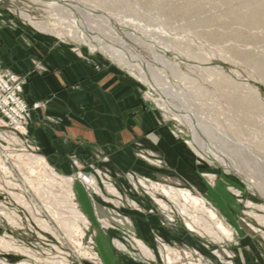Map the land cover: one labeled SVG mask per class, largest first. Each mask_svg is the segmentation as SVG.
<instances>
[{"label":"rangeland","instance_id":"rangeland-1","mask_svg":"<svg viewBox=\"0 0 264 264\" xmlns=\"http://www.w3.org/2000/svg\"><path fill=\"white\" fill-rule=\"evenodd\" d=\"M26 17L41 23L45 31ZM263 20L264 0H0V50L6 56L0 58V159L8 169L6 173L0 167V237L32 252L27 256L0 248V264H264V221L259 219L264 211L252 207H264V72L259 71L264 68ZM69 30L73 37L67 35ZM5 32H15L16 38L20 37L16 33L29 32L51 45L70 48L77 58L95 57L127 77L159 116V125L194 151L196 174L208 184L207 192L178 180L161 155L139 143L133 157L149 171L139 167L113 171L108 167L111 152L99 147L68 154L62 160L65 167L51 164L29 127L36 112L42 113L44 122L54 120L46 116V99L26 100L24 88L31 73L9 69L14 47ZM108 52L121 53L123 64ZM37 71L42 68L35 63L32 73ZM229 79L256 86L260 99L248 90L233 89ZM242 96L251 97L254 105L240 103ZM175 114L200 124L197 143ZM206 147L222 155L225 163L206 153ZM20 155L40 157L47 162L48 173L71 178L77 191L71 202L83 212L84 196L77 186L81 187L90 211L85 214V235L66 236L52 216L72 219L61 204L62 185L41 177L39 166L29 173ZM85 176L99 192L86 183L82 186ZM25 177L41 186L43 198ZM160 187L185 189L206 201L209 197L214 207L217 200L221 206L216 213L231 230L230 239L217 242L186 229L179 205ZM145 194L151 200L159 198L166 208L130 203ZM15 195L25 199L28 208ZM198 213L194 212L200 218ZM10 215L17 226L8 221ZM34 218L44 220L51 231L41 229ZM180 229L195 241L179 242L175 231ZM135 239L149 248L151 256L141 253ZM167 246L177 252L175 256L167 253Z\"/></svg>","mask_w":264,"mask_h":264},{"label":"crops","instance_id":"crops-1","mask_svg":"<svg viewBox=\"0 0 264 264\" xmlns=\"http://www.w3.org/2000/svg\"><path fill=\"white\" fill-rule=\"evenodd\" d=\"M5 33L10 34L12 40L8 43L14 47L7 62L9 69L20 74L31 73L24 88L26 100L29 103L47 100L45 113L54 122H44L42 113L36 112L31 114L29 128L51 164L65 167L62 160L68 154H86L99 147L111 152L108 167L112 170L115 168L118 172L139 167L149 171L133 157L134 145L139 143L142 148L161 155L178 180L201 193L207 192L208 184L203 185L196 174L194 151L173 137L166 126L159 125V116L150 110L138 87L127 77L95 57L77 58L70 48L51 45L29 32L22 33L23 37L16 33L20 35L18 38L15 32ZM4 53L0 50L2 60L6 59ZM35 63L42 72L32 73ZM82 193L85 203L82 201L80 205L88 216V201L84 191ZM148 195L130 203H144L147 208L154 209L156 205ZM184 232L181 229L175 231L179 242L195 241ZM104 243L101 238V244Z\"/></svg>","mask_w":264,"mask_h":264},{"label":"bare ground","instance_id":"bare-ground-1","mask_svg":"<svg viewBox=\"0 0 264 264\" xmlns=\"http://www.w3.org/2000/svg\"><path fill=\"white\" fill-rule=\"evenodd\" d=\"M26 20L28 22H30V24L32 26H34L35 28H38L39 30H44L45 28L44 26L41 25V23H35L32 21H29V19ZM264 21V20H263ZM72 31H68L67 35L70 37H73L71 35ZM85 38L83 39L84 42ZM91 49H93V46H90ZM104 50V49H103ZM106 51V50H104ZM107 52V51H106ZM105 52V53H106ZM109 53V52H108ZM107 53V54H108ZM108 55H110L114 60L118 61L119 63L117 64H123L121 62V60H123V55L119 52H114V54L109 53ZM204 70V69H203ZM210 71V70H209ZM260 72H264V68H259ZM204 72V71H203ZM213 72V70H212ZM211 72V73H212ZM219 72V71H218ZM221 72V71H220ZM219 72V73H220ZM215 73V72H214ZM224 73V72H223ZM210 75V74H209ZM215 75V74H214ZM224 78V74L221 75V78ZM228 76V75H227ZM230 76V75H229ZM134 77V76H133ZM220 78V77H219ZM229 78V77H228ZM264 78V75H263ZM226 78H224L225 80ZM228 84L233 87V89L238 90L241 89V91H243L244 89L247 91H249L250 93H253L255 95L256 98L260 99V90L259 88H257L256 86H248L247 84H239V83H233L234 81H232V79H229V81H227ZM248 92V93H249ZM254 99V98H253ZM240 103L244 104L247 107H250L252 105H254V102L252 101L251 97H247V96H242ZM261 103L263 104V101H261ZM170 107V106H169ZM252 109V108H251ZM29 114V113H28ZM174 116V115H173ZM175 119H177L180 123L186 125V127L188 128V130L192 133L193 135V139L196 142L197 140H199L198 138V129L200 128V124L198 123V125H196L192 120H190L189 117L187 116H181L179 114H175ZM202 127V126H201ZM197 143V142H196ZM191 145V144H190ZM192 147V145H191ZM194 149V147H192ZM195 150V149H194ZM204 150H206V153H210L211 155H213L218 161H220L221 163H225L224 157L222 155H220L219 153H217L215 150H213L212 148L206 147ZM195 152L197 153V155H199V153L195 150ZM15 155V154H14ZM26 155V154H24ZM19 156V155H18ZM22 156V155H20ZM4 158V157H3ZM16 158V157H15ZM22 164L25 167L29 168V173L31 172V169L33 167H37L39 166V168H42L41 171V177L46 178V179H50L52 182L53 180L55 181H59V183L62 185L63 189H64V196L63 199L61 200V204H65L67 208L68 213L70 214V216L72 217L71 220L68 219H64L63 217H57L56 213H53V217L55 218V221L60 225V227H62L61 229H63L66 233V236H68L69 238H74L76 236L78 237H82L84 234V228H86L88 226V220L87 217L85 215L84 212H81L78 207L76 206V204L72 203L71 201L73 199L77 198L76 192L74 189H72L71 187V178L70 179H64L58 175H56L54 172L53 173H48L47 172V162L45 163L44 160L40 157H32V156H22L21 158ZM18 160V158H17ZM227 161V160H226ZM157 162V161H156ZM18 163V162H17ZM15 165V164H14ZM21 165V164H20ZM22 166V167H23ZM0 167L1 169L7 173L8 169L6 168V166L4 165V163H2L1 159H0ZM52 169V168H51ZM21 171V170H20ZM39 170H37L38 172ZM27 172V171H26ZM36 172V171H35ZM52 172V171H51ZM9 173V172H8ZM32 173V172H31ZM28 174V173H27ZM29 175V174H28ZM27 175V176H28ZM36 176V175H35ZM40 176V175H39ZM33 177V176H32ZM29 178V177H25ZM39 178V177H38ZM37 178V179H38ZM83 178V179H82ZM248 178V177H247ZM250 178V177H249ZM252 178V177H251ZM48 179V180H49ZM35 180V179H34ZM34 180H29L26 179V181L30 184L32 190L36 193L39 194V197L41 196V198H43V195H40L42 190H41V186L39 184H36L34 182ZM43 180V179H42ZM25 181V182H26ZM81 181H82V186L83 184L87 185L88 188L94 189V191L96 190V193L99 192L98 189L94 186L93 180L89 179V177H81ZM48 183V182H47ZM142 183V182H141ZM246 183L248 185L251 184V179L249 181H246ZM59 184V185H60ZM155 184H152L151 187H154ZM15 186V185H14ZM58 186V185H57ZM47 187V186H46ZM77 188L80 190L81 192V187ZM111 188V187H110ZM161 189V193L163 195H166V197H168V199H170L171 201H173L174 203L179 205V211L180 213L183 215V217L185 218V224H186V229L190 230V231H196L198 233V235L203 236V235H207L209 237H211L213 239V241H217L220 242L224 239L229 240L232 233L230 232L231 230L228 229L224 224V221L222 220V218H220L217 215V208L214 207L212 205V203H209V200H202L199 198H195L188 190L185 189H174L172 187H160ZM159 191V190H157ZM110 192L112 193V195L118 197L120 200L122 199L120 193L115 189V188H111ZM82 193V192H81ZM43 194V193H42ZM83 194V193H82ZM100 194V193H99ZM14 198L17 200L18 203H21L25 208H28V204L24 201L25 199H22V197H20V195H15ZM45 198V197H44ZM142 199V198H141ZM152 199V198H151ZM154 200V201H153ZM153 202L155 203L156 206L162 207L163 209L166 208V205L162 202V200H160L159 198L154 197L153 198ZM122 201V200H121ZM135 201V200H134ZM133 204V203H132ZM211 204L212 207H209ZM57 205V204H56ZM250 206H252L250 204ZM5 207V206H4ZM64 207V206H63ZM258 209H262V211H264V207H260V206H252ZM191 208L195 209L194 211H190ZM29 210V209H28ZM49 210V209H48ZM53 211V210H52ZM66 211V210H65ZM195 211H200V213H198L199 215L201 214L200 218L199 216L195 215L194 212ZM49 212V211H48ZM51 212V211H50ZM2 214V213H1ZM7 213H5L6 215ZM13 214V213H12ZM11 214V215H12ZM51 214V213H50ZM10 215V217H11ZM14 215V214H13ZM254 218L258 217L254 214H251ZM8 216V215H7ZM5 217V216H4ZM69 217V216H68ZM259 218V217H258ZM8 221L10 222L11 225H16V221L12 217L11 218H7ZM19 219V218H18ZM259 219L264 221V217L262 219V217H260ZM34 221L38 224V226L43 229V230H50L51 228H49L48 224L39 218H34ZM17 226V225H16ZM37 227V226H36ZM230 230V231H229ZM258 232V231H257ZM8 237V236H7ZM136 238V237H135ZM205 238V237H204ZM134 241V239H133ZM135 244L137 245L138 249L141 250V253L146 255V256H151V252L149 250V248H147L144 243H142L139 240L135 239ZM0 248H2L3 250H13L15 252L18 253H22L24 255L30 256L32 255V252L25 248L20 246L19 244H15L13 242H10L9 240L6 241L3 237H0ZM167 253L175 256L176 255V251L171 250L170 248L166 249ZM84 255V254H83ZM188 255V254H187ZM83 257V256H82ZM167 258V257H166ZM154 259V258H153ZM168 259V258H167ZM166 259V260H167ZM2 264H6V263H2ZM22 264V263H21ZM188 264V263H187Z\"/></svg>","mask_w":264,"mask_h":264}]
</instances>
